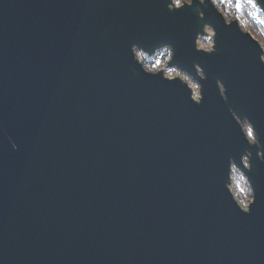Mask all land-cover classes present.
<instances>
[{
	"label": "water",
	"instance_id": "water-1",
	"mask_svg": "<svg viewBox=\"0 0 264 264\" xmlns=\"http://www.w3.org/2000/svg\"><path fill=\"white\" fill-rule=\"evenodd\" d=\"M166 2L0 0V264H264V162L229 113L264 146L263 51L208 1ZM205 23L215 54L193 48ZM133 44L198 64L201 104ZM245 150L247 215L223 188Z\"/></svg>",
	"mask_w": 264,
	"mask_h": 264
},
{
	"label": "clouds",
	"instance_id": "clouds-1",
	"mask_svg": "<svg viewBox=\"0 0 264 264\" xmlns=\"http://www.w3.org/2000/svg\"><path fill=\"white\" fill-rule=\"evenodd\" d=\"M190 0H167L166 9L168 12H174L177 9L181 10L185 8L186 4H189ZM220 3L229 5V11L233 13H240L242 11L241 5L251 6L253 9H256V4L253 0H213V4ZM258 10V9H257ZM197 18L200 20L204 19V14L200 10L199 7L196 8ZM238 21L239 17H235ZM258 24L261 26L262 30L258 33V35L264 37V16L257 17ZM216 35L210 30L209 24L205 23L202 25L199 32L196 33L195 38L193 40V48L197 53L203 54H215L217 51L215 47ZM131 59L133 63L138 67L139 71L145 75L150 77H158L160 80L165 83H173L178 82L181 86H183L186 91L189 93L188 99L189 101L195 105L199 106L202 102V84L200 82L206 80V75L203 69L198 65H193V70L195 72V78L190 75L188 72L181 69L176 64L170 65V62L174 59V50L171 45H163L159 48H155L151 50V54L149 51H146L144 48L139 47L136 44H133L130 48ZM151 58V59H150ZM260 61V59H259ZM163 65L167 66L168 71L165 73L162 69ZM261 63V62H260ZM264 65V63H261ZM183 74V75H182ZM199 75V78L197 76ZM177 77H181L183 79L191 78L194 81V87L199 86V91L195 93H190L188 88H186ZM216 88L218 90L220 99L222 101H226L227 97L225 95V87L220 80L216 81ZM229 113L232 116V119L239 126L240 133L247 143L249 147H255L256 158L257 160L264 162V150H261L262 146L260 143V139L257 135H249V132L253 129L252 123L249 121L247 117L240 119L237 115L229 109ZM13 149L15 150L16 145L12 144ZM252 157V153L245 150V152L239 158V165L237 166L236 162L232 159H228L227 163V179L223 185L225 193L230 197L231 201L234 203L235 207L242 214H249L250 205L254 203V190L249 182L248 177L245 175V172L251 171L250 168V160ZM231 166V174L232 181L235 185V190L238 192H246L247 195L243 200H236L234 195H230V192L233 191L232 185L229 184V167ZM242 169V170H241ZM247 169V171H245ZM243 186V187H242Z\"/></svg>",
	"mask_w": 264,
	"mask_h": 264
},
{
	"label": "rangeland",
	"instance_id": "rangeland-1",
	"mask_svg": "<svg viewBox=\"0 0 264 264\" xmlns=\"http://www.w3.org/2000/svg\"><path fill=\"white\" fill-rule=\"evenodd\" d=\"M200 1H203V0H200ZM253 2L256 4L255 0H253ZM216 7L218 8L219 5H216ZM228 8L229 6L225 4L224 10L221 8L218 10H220V13L223 15L226 22L229 23L231 21H236L240 30L244 33L249 34L252 37V39H254L258 43V45L263 51V55L261 58L264 63V37L258 35V33L262 30V28L258 24V21H257V17L264 16V12L258 7L257 4H256V9H253L251 6L242 4L241 5L242 11L240 13H232L231 11L228 10ZM237 16L239 17L238 21L235 19V17ZM201 27L202 25H200L199 30L201 29ZM162 69H163V72L165 73L168 71L167 66L163 65V63H162ZM197 78H199V75L197 76ZM177 79H180V81H182L188 88H190V90L193 88H196L198 91L197 86L194 87L195 82L192 81L190 77L187 79L177 77ZM229 184L232 185V188H233V191L231 192V194L236 197L237 201L245 199L247 195L246 192H238L235 190V185H234V182L232 181L231 167H230V173H229Z\"/></svg>",
	"mask_w": 264,
	"mask_h": 264
},
{
	"label": "flooded vegetation",
	"instance_id": "flooded-vegetation-1",
	"mask_svg": "<svg viewBox=\"0 0 264 264\" xmlns=\"http://www.w3.org/2000/svg\"><path fill=\"white\" fill-rule=\"evenodd\" d=\"M193 1L194 0H190V3L189 4H186V6H190V5H192V3H193ZM196 1H198L199 3H204L205 1H208V0H203V1H200V0H196ZM210 1V2H209ZM208 2L220 13V10H218V9H223L224 10V8H225V4H220V3H216V4H213V0H209ZM216 5H219V7L217 8L216 7ZM229 6V5H228ZM230 7V6H229ZM229 9V8H228ZM233 13V12H232ZM221 14V13H220ZM222 15V14H221ZM222 17H223V15H222ZM224 18V17H223Z\"/></svg>",
	"mask_w": 264,
	"mask_h": 264
},
{
	"label": "snow or ice",
	"instance_id": "snow-or-ice-1",
	"mask_svg": "<svg viewBox=\"0 0 264 264\" xmlns=\"http://www.w3.org/2000/svg\"><path fill=\"white\" fill-rule=\"evenodd\" d=\"M249 135H257L258 136V133L254 131V127L253 129L249 132ZM259 137V136H258Z\"/></svg>",
	"mask_w": 264,
	"mask_h": 264
},
{
	"label": "bare ground",
	"instance_id": "bare-ground-1",
	"mask_svg": "<svg viewBox=\"0 0 264 264\" xmlns=\"http://www.w3.org/2000/svg\"><path fill=\"white\" fill-rule=\"evenodd\" d=\"M188 89H189L190 93L198 92L196 88L191 89L192 91L190 90V88H188Z\"/></svg>",
	"mask_w": 264,
	"mask_h": 264
}]
</instances>
